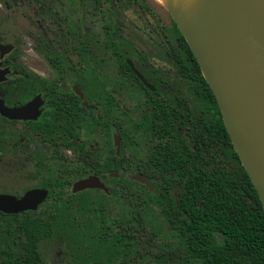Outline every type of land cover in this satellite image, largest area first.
Returning <instances> with one entry per match:
<instances>
[{
    "label": "flooded vegetation",
    "instance_id": "flooded-vegetation-1",
    "mask_svg": "<svg viewBox=\"0 0 264 264\" xmlns=\"http://www.w3.org/2000/svg\"><path fill=\"white\" fill-rule=\"evenodd\" d=\"M12 1L31 6L29 28L24 33L28 39L35 40L37 37L33 27L46 31L44 27L50 26L63 33L66 17L51 9L44 0ZM105 1L112 3V0ZM71 2L81 7L77 22L70 28V34L66 33L67 38L70 37L69 45L58 47L42 39L40 43L43 46L31 48L38 62L21 61L27 59L22 55L21 37L5 40L0 33V100L9 108L28 104L24 117L9 118L0 113V119L10 126L8 144L11 153L14 156L25 155L33 165L32 176L38 181L21 192H8L19 197L32 188L46 189L47 196L38 206L50 196L64 194L68 179L73 176L72 193L95 189L109 194L110 186L105 181L111 176H118V173L100 168L99 164L110 159L112 152L115 156L120 155V175L125 180L128 177L153 190V185L150 188L133 175L141 174L149 182L155 180V177L147 175L149 155L152 152L160 154L165 145L172 150L187 147L182 141L176 144L174 128L179 131L181 120H191L193 108L206 115L207 89L200 80L187 79L192 85L189 88L194 97L192 103L186 105L183 98L177 101L171 94L165 93V83L161 78L148 76L144 62L138 65L119 50L112 35L95 36L90 20L86 24L84 15L90 14L91 6L95 7L100 0ZM86 4L89 9L83 7ZM5 17L0 4V19ZM105 39L111 42L105 43ZM129 61L149 85L135 75ZM128 68L135 77L129 76ZM152 72L155 73L154 70ZM103 112L109 119L106 123L97 120ZM177 115L180 117L178 122L175 121ZM112 116L115 123L110 120ZM166 121L171 129L169 132L165 128ZM96 132L104 135L106 142L102 145L90 142L89 136L83 134ZM110 132L114 149L107 144ZM137 132L140 138L135 139ZM114 134L119 136L118 153L113 143ZM130 146L136 148L135 155L127 152ZM65 152L73 154V159L69 160ZM75 163L85 167L75 166ZM65 168L68 171H64ZM88 175L98 176L107 190L85 188L74 191V182ZM26 211L33 210L21 212Z\"/></svg>",
    "mask_w": 264,
    "mask_h": 264
},
{
    "label": "rangeland",
    "instance_id": "rangeland-1",
    "mask_svg": "<svg viewBox=\"0 0 264 264\" xmlns=\"http://www.w3.org/2000/svg\"><path fill=\"white\" fill-rule=\"evenodd\" d=\"M10 1L0 0L6 13V17L0 19V33L5 40L21 37L22 55L27 56V59L21 61L38 62V59L32 55L31 48L40 47L42 39L58 47L69 45L70 37L67 38L66 33L70 34V28L77 22L81 5L74 6L71 0H44L51 9L66 17L63 22V33L61 34L55 27H44L46 31L33 27L37 36L33 40L24 36L26 29L29 28L28 16L31 13V6L23 2ZM100 1L95 7L91 6L93 9L90 14L83 17L86 24L87 20L91 21L89 25L95 36L102 38L104 35H112L119 50L125 56L130 57L138 65L144 62L148 76H156L164 81L165 93L171 94L177 101L183 98L186 105L192 103L194 97L189 90L192 85H189L188 78L178 71L171 54L174 44L171 40L174 31V19L171 13L155 0H112L111 4L105 0ZM83 7L89 9L90 6L86 4ZM175 119L178 122L180 117L177 115ZM190 119L179 122L180 130L175 132L174 139L176 144L183 141L193 152L201 155V160L206 165L208 161V165L224 166L236 172L241 163L234 157L232 147L220 140L212 141L205 151V146L201 144L200 131L206 130V115L200 114L198 109L193 108ZM9 131V123L0 119V193H9L8 190L21 192L25 187L38 182L32 176L33 165L25 155L14 156L11 153L8 144ZM83 134L85 137L89 136L90 142H98L99 145L105 140L104 135L98 132L92 135ZM138 138L140 135L137 132L135 139ZM107 144L114 149L111 132L108 134ZM136 148L139 149V146L137 145ZM136 148L130 146L127 152L135 155ZM208 150L210 155L207 153ZM65 153L69 160L73 159V154ZM74 165L85 167L80 163ZM66 170L67 168L64 171ZM68 180L64 194L59 197L50 196L37 209L13 215L0 214V264H3L8 257L19 258L23 253L25 239L19 229V222L26 218L48 221L51 224L50 233L41 236L35 243V264H103L107 261L109 252L105 246V233L126 230L127 206L121 199L109 194L102 195L100 190L90 189L72 193L71 185L75 177ZM105 183L111 186V179ZM100 197L103 199L101 202L98 200ZM152 214L154 221L150 225L156 229V240L174 241L175 231L158 206L152 205ZM129 223L131 227L137 225L134 222ZM130 247L131 245L126 244L125 252ZM138 263L148 264V260L142 258Z\"/></svg>",
    "mask_w": 264,
    "mask_h": 264
},
{
    "label": "trees",
    "instance_id": "trees-1",
    "mask_svg": "<svg viewBox=\"0 0 264 264\" xmlns=\"http://www.w3.org/2000/svg\"><path fill=\"white\" fill-rule=\"evenodd\" d=\"M173 25L172 48L176 51L172 49L171 54L178 71L189 79L200 80L207 89L206 130L200 131V142L206 151L212 141L220 140L232 147L216 100L174 21ZM128 72L135 77L129 68ZM97 120L106 123L109 119L103 112ZM110 120L115 123L113 116ZM174 130L177 132L176 127ZM159 153L152 152L147 158V175L156 178L150 182L153 190L120 175V155L112 152L110 159L99 164L118 173L111 176L109 195L125 202L128 222L126 230L106 231L109 254L103 264H139L142 258L148 264H264V212L242 165L236 172L208 165V161L206 165L197 152L185 146L172 150L165 145ZM207 153L210 155L209 150ZM233 155L239 161L234 149ZM152 205L160 208L175 231L174 241L156 240V229L150 225L154 221ZM129 222L137 225L131 227ZM19 229L25 239L24 251L19 258H6L3 264H35V243L50 233L51 224L26 218L19 222ZM126 244L131 245L127 252Z\"/></svg>",
    "mask_w": 264,
    "mask_h": 264
},
{
    "label": "water",
    "instance_id": "water-1",
    "mask_svg": "<svg viewBox=\"0 0 264 264\" xmlns=\"http://www.w3.org/2000/svg\"><path fill=\"white\" fill-rule=\"evenodd\" d=\"M171 13V12H170ZM200 72L220 111L222 122L239 161L247 173L264 212V59L253 67L246 64L243 45L252 41L264 58V0H207V6L191 26L180 27ZM135 75L149 85L129 61ZM28 104L9 108L0 100V113L9 118L24 117ZM116 152L119 136L113 135ZM133 178L152 184L141 174ZM102 188L96 175L80 178L73 190ZM47 196V190L32 188L17 197L0 193V213L14 214L34 210Z\"/></svg>",
    "mask_w": 264,
    "mask_h": 264
},
{
    "label": "bare ground",
    "instance_id": "bare-ground-1",
    "mask_svg": "<svg viewBox=\"0 0 264 264\" xmlns=\"http://www.w3.org/2000/svg\"><path fill=\"white\" fill-rule=\"evenodd\" d=\"M158 4L162 5L169 12H171L180 27L191 26L194 21L201 15L202 11L207 6V0H155ZM246 54V64L248 67H253L263 58L260 48L252 41H246L243 45ZM264 64L259 67L262 68ZM264 84V79L260 85ZM264 108V103H263Z\"/></svg>",
    "mask_w": 264,
    "mask_h": 264
}]
</instances>
